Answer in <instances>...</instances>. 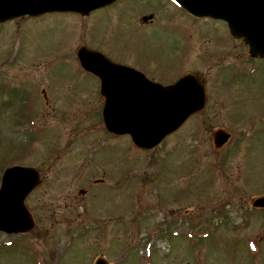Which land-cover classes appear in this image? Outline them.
<instances>
[{"label":"rangeland","instance_id":"obj_1","mask_svg":"<svg viewBox=\"0 0 264 264\" xmlns=\"http://www.w3.org/2000/svg\"><path fill=\"white\" fill-rule=\"evenodd\" d=\"M81 46L161 84L200 77L204 108L137 151L98 130ZM13 163L42 182L25 200L33 230L0 233V264H264V209L250 206L264 195V58L168 0L1 22L0 177Z\"/></svg>","mask_w":264,"mask_h":264},{"label":"water","instance_id":"obj_2","mask_svg":"<svg viewBox=\"0 0 264 264\" xmlns=\"http://www.w3.org/2000/svg\"><path fill=\"white\" fill-rule=\"evenodd\" d=\"M113 0H0V21L48 12L86 13ZM196 16L225 21L233 33L245 37L253 51L264 55V0H175ZM81 67L100 79L105 98L102 112L106 130L129 135L141 149H152L177 130L204 106L203 85L186 75L167 87L151 83L128 67L109 62L102 54L81 48ZM228 135L218 131L215 145L222 146ZM40 184L39 173L30 167L13 166L3 172L0 183V231L26 233L33 220L24 205L28 194ZM253 206L264 207V197ZM96 264H106L99 260Z\"/></svg>","mask_w":264,"mask_h":264}]
</instances>
